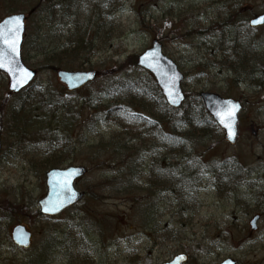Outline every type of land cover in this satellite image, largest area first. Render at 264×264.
Masks as SVG:
<instances>
[{
	"label": "rangeland",
	"instance_id": "1",
	"mask_svg": "<svg viewBox=\"0 0 264 264\" xmlns=\"http://www.w3.org/2000/svg\"><path fill=\"white\" fill-rule=\"evenodd\" d=\"M123 1L124 10L116 15V22L120 23L117 35L106 41L107 34L100 29L96 32L97 40L93 42L96 48L90 53L88 62L83 67L76 65L70 69L96 70L98 80L93 84L77 93H71L57 80L56 71L44 68L31 85L34 89L17 96L8 93V79L5 74L0 73V261L22 264L24 257L30 252L38 251L52 234L55 239L49 250L51 257L48 264H75L78 258V264H161L172 258L176 253L175 248L180 245L188 254L189 260L185 264H215L226 257L238 260V264H264V219L259 222L254 233H250L248 224L251 213L264 209V89L255 87L254 80L232 82L236 73L223 68L228 64H238L232 58L225 63V59L230 56L220 48V45L226 44L230 30L219 28L205 32L213 23H223L229 8H236L238 1ZM245 4L247 8L239 7L242 16L248 13L251 16L257 15L264 11L263 0H247ZM29 10L30 8L26 13ZM10 12L20 10L10 11L9 4L0 1V19ZM140 13L147 22H160V27L164 24L160 43L163 52L175 60L186 74L183 84L185 90L197 93L208 89L226 97L240 99L244 104L240 113L238 143L232 146L224 142L218 143L211 155L206 156H212L211 159L232 171L234 176L231 178L230 190L218 187L214 189L212 173H204L199 197L189 202L192 205L193 220L187 228L181 225L191 216H175L180 202L171 191L152 193L156 206V227L146 230L141 226L140 206L148 199L147 193L142 190L146 184H141L146 175L141 172L144 173L148 168L150 154L135 158L134 163L132 161L134 170L142 167L139 173L141 177L135 182L137 187L133 188V194L115 196L113 200L106 199L103 190L97 186L102 184L103 175L119 170L120 165L105 167L98 160L97 163L91 161L94 159L91 146H98L99 142H106L118 133L121 130L120 124L125 122L123 114L126 110H132L118 104L124 101L122 99H125L128 106L134 103L130 100L132 93L117 94L109 87L112 79L124 78L141 84L143 89L150 90L151 93L154 91L145 70L131 61L132 56L150 47L154 38V33L139 22L142 18ZM241 18L247 20L248 17ZM34 21L35 19L28 22L30 34L26 36L22 52L25 64L31 69H37L41 61L37 44L42 47L49 44L54 46L64 30L54 25L49 27L50 22L42 15L36 19L37 25ZM240 25H237L235 31L240 30ZM38 27L43 32L41 30L42 38L36 40ZM255 33L261 36L257 41L260 45L264 40V26L256 29ZM261 47L259 52L264 53V43ZM237 68L236 66L235 69ZM240 79H243V75H239ZM47 87H52L65 103L72 102V112L78 114L81 109L79 121L73 131L59 130L69 141L66 144L52 134L59 127L50 125L53 136L40 138V135H35L36 129H29L22 136L11 122L12 119L16 124L20 120L14 116L8 120L6 118L7 113L19 109L20 102L32 98L34 91L39 88L45 90ZM89 94H93L95 100L96 109L93 112L88 111V108L82 109L84 99ZM91 116L95 121L103 116L107 119L97 121L92 128L87 129L90 126L86 121ZM135 129L133 128L134 131ZM130 145L136 147L135 143ZM61 148H66L65 157L68 159L59 166L83 165L94 170L76 183V188L86 192L87 198L58 216L46 217L39 212L38 206L39 198L46 194L44 174L47 169L44 160L48 159L46 156L49 152L54 154V150ZM103 151L99 146V154ZM149 151L151 150L147 152ZM233 169L243 171L235 174ZM242 176H245L243 180ZM129 177L131 174L120 178L128 184ZM18 223L33 233L29 250L18 248L11 240L10 231Z\"/></svg>",
	"mask_w": 264,
	"mask_h": 264
},
{
	"label": "trees",
	"instance_id": "2",
	"mask_svg": "<svg viewBox=\"0 0 264 264\" xmlns=\"http://www.w3.org/2000/svg\"><path fill=\"white\" fill-rule=\"evenodd\" d=\"M0 1L9 4L10 11L33 9L28 18L29 23L35 19L34 22L37 25L36 19L42 15L50 22L48 23L49 27L54 25L57 28L60 27L59 29H64L54 46L49 44L42 47L41 44H37V48H39L38 57L41 59L37 68L39 72L44 68L58 71L66 68L73 69L76 65L83 67L88 62L90 53L96 48L93 43L97 40L95 37L96 32L102 29L107 34L106 41L113 39L117 35L120 23L116 22V15L125 6V1L123 0ZM241 1L242 3H238L239 6L237 5L236 7V11L232 9L223 23L215 22L208 29H205V32L219 28L233 30L244 19L241 18L242 14L239 7H247L245 4L247 0L245 2ZM250 14L248 13V15ZM248 15L245 16L248 17ZM139 22L154 33L155 38L159 41L162 40L161 35L163 32L161 30L164 24L160 27V22H147L144 17L140 18ZM165 27L167 28L168 26L165 25ZM41 30L43 32V29L38 27L36 40L42 38ZM29 34V27H27L26 36ZM240 35L241 33L239 32L234 31L232 33V50L235 58H237L239 67L248 75H253L258 87L264 89V69L260 68L261 65H264V56L262 54L260 56L250 54V51H254L250 45H253L258 40V37L252 34L251 37L246 38L244 36V39H237L240 38ZM136 60L137 55L131 57L134 65ZM147 75L152 81L150 84L154 87L153 93L150 90L143 89L141 84L130 80L124 78L112 79L109 87L113 88L117 94L121 92L126 95L129 92L132 93L133 96H130V100L134 101L132 106H128L125 99L121 98L124 100L121 102L123 107L132 110H126L123 114L125 122L120 124L121 130L118 133L112 135L108 141L99 142L98 146L93 145L90 148L94 157L91 161L97 163L98 160L105 167H112L113 164L120 165L119 170L103 175L102 184L97 186L100 190H103L106 199L112 200L115 199V196L122 197L133 194L135 191L133 188L137 187L135 182L141 177L139 173L142 171V167L139 166L137 170H134L132 161L134 163L135 158L150 154L148 157H151V161L148 168L144 173L141 172L142 175H146L145 180H142L141 184H146V187L142 190L147 193L148 199L146 198L147 201L143 206H140L141 213L139 218L141 226L146 230L149 228L155 229L156 227V224H154L157 219L154 216L156 206H154V198H152V193L154 192L169 193L171 191L178 197L180 207L175 215L178 218H183L185 214L191 213L192 205L189 202L191 203L194 199L193 193L197 190L201 176L207 169L205 167L209 164L208 159L210 157L206 156L211 155L213 148L222 142L221 130L212 121L211 117L207 116L203 106L192 100L183 113L180 114L177 109L174 110L166 104L165 99L155 85L154 79L148 73ZM33 89L34 87L27 88L17 96L29 93ZM56 94L52 87H47L45 90L39 88L32 93V98L30 97L25 102H20L18 110L7 113V120L8 118L11 119L12 116L20 120L16 124L12 119L11 122L13 128H16L22 136L29 129H36L35 135H40V138L53 136L51 135L52 132H50V125L59 127L56 130L57 132L52 134L58 136L63 143H68L69 141L59 130L68 129L69 132L73 131L79 121L81 109H79L78 114L72 112L73 103H65L62 101L61 96ZM188 95L189 93L186 91V96L188 97ZM194 96L197 98L196 93ZM84 101L85 104L82 109L88 108L87 110L90 112L96 109L93 94H89ZM134 108L137 110H134ZM92 116L86 121V124L90 126L87 129L92 128L97 121L107 119L106 116H103L96 118L95 121ZM35 118L40 120L36 121ZM133 128H136L135 131ZM118 142L120 143L118 144ZM131 143H135L137 148L131 146ZM99 146L104 150L100 154ZM65 150L66 148H61L58 151L54 150V154L48 153L46 156L48 159L44 160V166L47 170L51 167H59L60 164L66 162L68 158L65 157ZM148 150L151 151L147 152ZM101 157L106 159L101 160ZM92 170H88L87 174H90ZM125 174H131V177L127 178L131 184H127L126 180L120 178L121 176L124 177ZM225 178V170L222 169L216 173V179H219L220 182L225 181ZM159 186L161 189H159ZM87 197L88 195L85 192V198ZM150 225L152 227H149ZM54 239L55 236L51 234L38 251L30 252L24 257L23 261H21L22 264H48L51 257L49 250ZM182 248L183 246L181 245L177 246L175 252L181 251ZM75 260L77 261V258ZM79 260L78 258L75 264H78Z\"/></svg>",
	"mask_w": 264,
	"mask_h": 264
},
{
	"label": "water",
	"instance_id": "3",
	"mask_svg": "<svg viewBox=\"0 0 264 264\" xmlns=\"http://www.w3.org/2000/svg\"><path fill=\"white\" fill-rule=\"evenodd\" d=\"M20 18V30L18 32V42L16 51H13L8 44L5 43L4 37L8 36V27L14 25L11 24L15 18ZM26 16L23 13L11 14L6 18L0 20V71L7 74L9 79V91L10 93H18L23 88L33 82V78L37 74V70L28 68L24 61L21 59V46L24 41V33ZM254 21H260L254 23ZM264 23V14L258 15V17L250 21V25L258 27ZM151 48L143 51L138 58V66H142L155 77L156 84L160 87L163 97L166 98L167 103L172 108H179L185 96L183 95L180 82L183 80V75L179 72L177 64L168 58L161 52V45L156 41L152 42ZM59 80L67 86L70 91H75L77 88L83 87L88 82L94 81L96 73L93 70H60L58 71ZM26 77V78H25ZM204 106L207 111L217 122L219 127H222L225 131L224 138L231 144H234L238 135V116L237 114L241 110V105L238 101L225 99L220 95L212 92H202ZM233 106H235L233 108ZM232 109L235 113L234 118L231 120V127H226L221 122V116ZM1 146V143H0ZM1 152V148H0ZM86 173L84 166H70L66 168H51L45 174L47 194L39 199L40 211L44 215H58L64 209L71 207L73 204L82 200L83 192H80L74 186V182L81 178ZM259 218L258 215L251 221L252 229L256 228V222ZM12 239L16 245H20L25 248L30 247L32 233L27 231L21 224L15 226L11 232ZM186 255H176L172 260L164 262L162 264H183L185 262ZM0 264H3L0 262ZM218 264H236V261L232 258H227Z\"/></svg>",
	"mask_w": 264,
	"mask_h": 264
},
{
	"label": "snow or ice",
	"instance_id": "4",
	"mask_svg": "<svg viewBox=\"0 0 264 264\" xmlns=\"http://www.w3.org/2000/svg\"><path fill=\"white\" fill-rule=\"evenodd\" d=\"M260 21H254V23H259ZM11 24L14 25V27L9 26L8 27V36L4 37L5 43L10 46V48L13 51H16L17 42H18V32L20 30V18L17 17L13 21H11ZM26 78V77H25ZM235 106H233L234 108ZM234 111L230 109L228 112H226L224 115L221 116V122L225 124L226 127H231V120L234 118Z\"/></svg>",
	"mask_w": 264,
	"mask_h": 264
}]
</instances>
